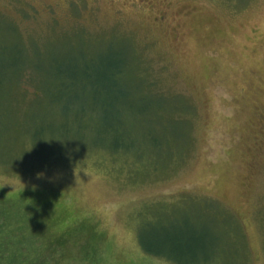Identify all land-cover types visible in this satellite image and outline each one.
Listing matches in <instances>:
<instances>
[{
    "label": "rangeland",
    "instance_id": "374dc122",
    "mask_svg": "<svg viewBox=\"0 0 264 264\" xmlns=\"http://www.w3.org/2000/svg\"><path fill=\"white\" fill-rule=\"evenodd\" d=\"M178 228L264 264V0H0L1 243L176 264L139 234Z\"/></svg>",
    "mask_w": 264,
    "mask_h": 264
},
{
    "label": "trees",
    "instance_id": "16d2710c",
    "mask_svg": "<svg viewBox=\"0 0 264 264\" xmlns=\"http://www.w3.org/2000/svg\"><path fill=\"white\" fill-rule=\"evenodd\" d=\"M12 61H15L19 65L21 64V68L24 67L21 60L15 59ZM110 69H112V73L116 72V74L112 75L113 77H115L112 78L113 79L111 81L112 85L114 86V83L118 84L117 79L118 80L120 79V81L123 82L122 79L124 78L125 76L124 73L127 70L125 63L119 62L116 67ZM84 71L87 72L88 71L87 68H85ZM24 72L27 73L25 75L26 77L25 81L32 83L31 80H29L30 77H28V75L30 74L28 70H25ZM119 96L121 95L119 94ZM121 123H123V119L120 122V124ZM171 210L168 211L165 210L162 214L155 215L154 221H157L158 219L164 216L173 215ZM178 229H172L170 230L169 233L165 232L166 235H163L161 237H154L151 234L146 236L140 233L139 242L142 248L148 254L161 256L176 264H213V263L227 264L223 261L226 258H224L221 252L229 247L224 248L223 250L216 248L212 253H209L208 246L214 245L215 243V241L212 238L207 236H203L202 238H200L199 234L194 230L189 229L186 230L187 232H182L183 230H181V228ZM182 233H186V234H182ZM215 239H216V243H218L217 240L219 238L218 239L215 238ZM227 251L229 256H231V258H234L233 257L235 255L234 250L227 249ZM27 254L28 257L25 259L22 252L20 251L14 252L13 250H10L9 247L6 248V246H4L3 243H1L0 241V264H34L35 261L38 260V257L37 255L34 254V252ZM229 256L227 257V262ZM27 261L32 263H29Z\"/></svg>",
    "mask_w": 264,
    "mask_h": 264
}]
</instances>
